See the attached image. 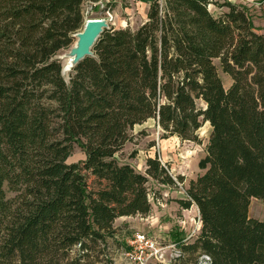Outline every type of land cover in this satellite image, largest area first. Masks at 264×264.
I'll return each instance as SVG.
<instances>
[{
  "label": "trees",
  "instance_id": "1",
  "mask_svg": "<svg viewBox=\"0 0 264 264\" xmlns=\"http://www.w3.org/2000/svg\"><path fill=\"white\" fill-rule=\"evenodd\" d=\"M83 3L0 0V264H84L117 218L148 215L149 178L176 180L158 156L142 173L116 153L150 118L185 140L212 126L205 172L177 199L202 220L178 259L264 264V220L249 214L264 199V33L250 9L152 0L144 23L106 28L66 80L57 54L83 27ZM212 3L228 11L214 15ZM76 144L86 159L68 163ZM76 245L83 255L68 257Z\"/></svg>",
  "mask_w": 264,
  "mask_h": 264
},
{
  "label": "rangeland",
  "instance_id": "2",
  "mask_svg": "<svg viewBox=\"0 0 264 264\" xmlns=\"http://www.w3.org/2000/svg\"><path fill=\"white\" fill-rule=\"evenodd\" d=\"M141 0H84L83 20L85 18H105L109 26L115 28L136 29L147 20V13L150 6L140 2ZM164 1V0H161ZM219 4L224 0H215ZM235 3L246 5L252 14L257 7L264 15V0H230ZM255 4H252V3ZM210 4L209 9L214 15L228 11L226 6ZM264 27V19L261 22ZM82 27L79 29L81 30ZM75 43V41H74ZM74 43L59 51L57 57L62 61L64 77L70 79L72 70H66L65 54L73 47ZM219 68V74L223 79L225 88L232 83L231 77L223 72L218 59L215 60ZM198 105L204 107L205 103L198 100ZM211 124L206 121L197 131L196 140L182 139L177 135L165 137L157 120L150 118L147 121L136 124L129 130V140L123 148L116 153L120 163H130L138 171L145 173L147 169V158L158 156L162 165L167 169L168 174L176 178L177 185H167L159 180L149 178L148 189L152 203L151 212L148 215L137 214L135 216H122L113 224L114 233L106 237L104 243H99L92 249L85 252L84 264H107L109 259L113 264H133L127 255L128 239L136 231H146L162 241V243H191L199 235L188 239L193 228H196V220L199 209L195 205L184 209L179 205L176 209L177 199H186V190L192 180H196L205 169L199 166L200 160L206 155V146L209 143ZM86 154L77 144L74 146L68 163L82 162ZM180 177H183L181 179ZM9 195H13L10 193ZM252 215L264 220V199H254ZM184 209V210H183ZM183 210V211H182ZM201 231V229H200ZM79 245L70 249L68 257L74 258L83 255L84 251L79 250ZM201 252H185L177 260V264H197Z\"/></svg>",
  "mask_w": 264,
  "mask_h": 264
},
{
  "label": "built area",
  "instance_id": "3",
  "mask_svg": "<svg viewBox=\"0 0 264 264\" xmlns=\"http://www.w3.org/2000/svg\"><path fill=\"white\" fill-rule=\"evenodd\" d=\"M174 179L176 180V178ZM196 226L188 235V239L195 236L197 231L200 232L202 227L200 212L197 216ZM128 246L127 255L133 264H153L157 262L172 264L182 255V250L178 243H162L158 237L146 231H136L128 239ZM202 264H208V261H202Z\"/></svg>",
  "mask_w": 264,
  "mask_h": 264
},
{
  "label": "water",
  "instance_id": "4",
  "mask_svg": "<svg viewBox=\"0 0 264 264\" xmlns=\"http://www.w3.org/2000/svg\"><path fill=\"white\" fill-rule=\"evenodd\" d=\"M109 27L105 18H85L82 29L74 34L77 44L65 54V58L68 61L65 69L71 71L77 63L88 56H92L94 54V45L103 31ZM62 72L64 73V68Z\"/></svg>",
  "mask_w": 264,
  "mask_h": 264
},
{
  "label": "crops",
  "instance_id": "5",
  "mask_svg": "<svg viewBox=\"0 0 264 264\" xmlns=\"http://www.w3.org/2000/svg\"><path fill=\"white\" fill-rule=\"evenodd\" d=\"M151 1L152 0H141L140 2H143L145 3L147 6H150L151 4ZM252 4H255L254 2ZM254 13H256V15L254 16L253 18V22L255 24V26L259 29L260 32L264 33V27H263V24L261 23L262 20L264 19V15L262 13V11H260V8L257 7V10L254 11ZM254 199H257V198H253L252 199V202L253 205H254ZM176 209L179 208V204H177V207H175ZM184 210V209H183ZM182 210V211H183ZM249 214L252 216V217H256V216H253L252 215V205H250V208H249Z\"/></svg>",
  "mask_w": 264,
  "mask_h": 264
},
{
  "label": "bare ground",
  "instance_id": "6",
  "mask_svg": "<svg viewBox=\"0 0 264 264\" xmlns=\"http://www.w3.org/2000/svg\"><path fill=\"white\" fill-rule=\"evenodd\" d=\"M76 44H77V42H75L73 46H75ZM67 63H68L67 58H65V65H66Z\"/></svg>",
  "mask_w": 264,
  "mask_h": 264
}]
</instances>
